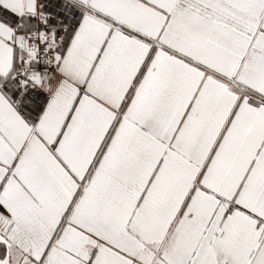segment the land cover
Listing matches in <instances>:
<instances>
[{"label":"snow or ice","instance_id":"snow-or-ice-1","mask_svg":"<svg viewBox=\"0 0 264 264\" xmlns=\"http://www.w3.org/2000/svg\"><path fill=\"white\" fill-rule=\"evenodd\" d=\"M0 264H264V0H0Z\"/></svg>","mask_w":264,"mask_h":264}]
</instances>
